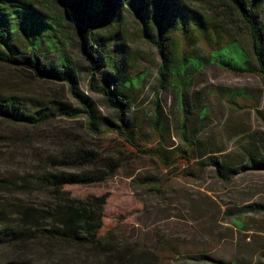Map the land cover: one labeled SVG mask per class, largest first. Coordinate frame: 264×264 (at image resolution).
<instances>
[{"label":"trees","instance_id":"obj_1","mask_svg":"<svg viewBox=\"0 0 264 264\" xmlns=\"http://www.w3.org/2000/svg\"><path fill=\"white\" fill-rule=\"evenodd\" d=\"M127 20L138 25L139 37L159 54V88L172 91L177 100L179 146L166 144L170 124L159 104V91L145 118L131 112L145 76H130L127 71L130 54L120 29ZM72 46L90 64L89 91L103 97L114 117L104 115L81 90L78 69L68 56ZM100 62L105 70L99 77ZM0 65L65 85L70 98L47 103L0 89V120L36 128L57 116L82 118L90 134L117 138L119 143L110 152H138L165 168L181 165L185 175L197 170L194 165L205 164L228 180L238 165L189 133L193 117L203 121L208 110L201 107L194 115L188 94L206 65L264 79V0H0ZM243 95L244 90L229 93ZM105 154L82 143L68 144L60 155L40 158L33 170L0 178V194L17 198L0 199V264L209 261L204 253H183L170 239L159 238L149 246L144 240L120 238L119 226L105 229V195L80 198L65 190L113 176L119 162ZM246 162L250 169L264 168V161L252 152ZM143 182L139 184L157 192L162 189L156 180ZM19 196L37 200L27 202ZM261 211L264 206L259 204L235 209L232 222L241 227L247 213ZM37 252L47 262H38Z\"/></svg>","mask_w":264,"mask_h":264},{"label":"rangeland","instance_id":"obj_2","mask_svg":"<svg viewBox=\"0 0 264 264\" xmlns=\"http://www.w3.org/2000/svg\"><path fill=\"white\" fill-rule=\"evenodd\" d=\"M136 28L138 25L130 20L120 28L130 54L129 75L145 76L140 91L133 97L131 112L136 111L139 116L143 113L145 118L159 91V104L170 124L166 144L179 146L177 100L172 91L159 88V54L142 41ZM68 56L78 69L81 90L93 98L104 115L114 117L103 97L89 91L88 60L77 46L69 48ZM104 70L100 62L97 75L100 77ZM0 89L47 103L70 99L65 85L37 80L4 65H0ZM236 90H244V95L230 97L229 93ZM188 101L194 115L201 107L208 110L203 121L193 117L190 135L238 165L230 179L219 178L205 164L194 165L192 168L197 170L185 175L181 165L165 168L157 159L138 152L125 151L121 155L110 152L119 143L114 135L98 138L87 131L84 119L65 116H57L36 128L0 120V178L31 171L40 158L60 155L66 145L82 143L119 162L117 172L103 183L65 187L80 198L106 196L105 229L119 226L120 238L144 240L149 246L159 238L170 239L181 246L183 253H204L210 258L206 262L172 258L171 264H264V211L247 213L241 227L233 224L231 215L238 208L264 206V168L250 169L246 162L251 152L264 161V79L257 74L206 65L196 75ZM146 130L149 133L147 127ZM146 180L159 182L161 191L139 184ZM4 196L0 194V199ZM19 199L37 200L29 196ZM34 258L40 263L47 262L42 253L37 252Z\"/></svg>","mask_w":264,"mask_h":264}]
</instances>
